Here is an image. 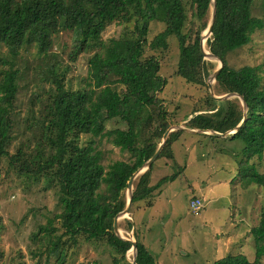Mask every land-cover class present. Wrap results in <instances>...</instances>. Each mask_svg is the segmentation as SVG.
<instances>
[{
    "label": "trees",
    "instance_id": "obj_1",
    "mask_svg": "<svg viewBox=\"0 0 264 264\" xmlns=\"http://www.w3.org/2000/svg\"><path fill=\"white\" fill-rule=\"evenodd\" d=\"M189 2L190 18L183 0H0V160H7L18 175L42 183L44 190L56 194L58 212L49 216L31 236L32 240L47 245L44 264H52L53 260V264H65L71 248L97 242L108 247L112 264H131L125 257L131 245L114 233L113 218L126 206L129 177L153 155L169 125L165 110L157 105L160 101L157 93L166 82L158 74L160 62L155 54L144 57V49H166L168 38L175 36L179 50L177 74L199 85H205L209 75L202 63L199 43L211 16V0ZM215 2L208 45L210 52L223 63L215 79V94L232 92L244 98L246 121L229 140L238 139L244 144V156L237 160L239 177L264 186V174L250 163L254 156L261 159L264 151V82L260 67L233 68L227 62L231 52L248 44L255 31L264 29V19L252 12L255 0ZM152 21L164 27L149 40ZM114 22L132 23V28L105 42L102 33ZM62 30L72 33L70 62L74 63L88 51L100 53L99 58L88 59L83 88L66 86L69 66L63 67L50 51L53 36ZM32 45L37 46L41 55L34 69L42 76V82L49 81V86L43 98L41 92L34 94L42 107L33 122L25 126L33 133V146L28 140L11 153L12 112L22 73L18 61L22 49ZM205 61L214 66L212 73L215 72L217 63ZM207 101L211 103L208 110L215 111L193 116L186 123L188 128L226 132L241 121L243 109L239 99L216 101L207 95ZM217 104H221L219 108ZM110 120L119 121L125 128L106 129ZM182 132L168 134L156 159L172 156L171 145ZM83 135L85 141L81 139ZM101 138H107L127 153L128 160H116L105 167L99 148ZM152 167L153 164L133 182V205L150 199L155 190L173 181L179 173L163 176L151 185ZM195 200L199 204L197 209L191 207ZM202 206L200 196L190 198V210L198 212ZM248 228L255 254L252 261L242 253H228L210 264H261L264 209ZM2 229L0 217V233ZM122 230L133 232L132 223L128 222ZM134 236L136 263L159 264L154 253L137 234ZM36 264H41V260ZM78 264L102 263L99 260Z\"/></svg>",
    "mask_w": 264,
    "mask_h": 264
},
{
    "label": "rangeland",
    "instance_id": "obj_2",
    "mask_svg": "<svg viewBox=\"0 0 264 264\" xmlns=\"http://www.w3.org/2000/svg\"><path fill=\"white\" fill-rule=\"evenodd\" d=\"M183 1L190 18V0ZM252 12L264 19V0H255ZM163 27L162 23L152 21L147 38H153ZM131 28L132 23H111L102 33V38L108 42L109 37H118ZM208 40L206 49L210 51ZM72 42V33L62 30L53 36L50 51L63 67L69 66L65 74L66 86L80 89L84 87L83 78L87 75L89 57L99 58L100 53L96 50L88 51L72 63L69 58ZM21 52L22 58L18 65L22 73L12 112L14 138L9 147L11 153L28 140L33 146V133L25 126L33 122L42 107L34 99V94L41 92L43 98L44 91L49 86V81L42 82V76H38L34 69L37 59L41 57L37 46L25 47ZM151 54L159 59L158 74L166 81L157 93L160 100L157 105L165 110L168 127L188 129L186 123L193 116L215 111L208 110L211 103L207 101L208 82L212 83L214 94L216 88V78L213 81L210 79L215 68L205 61L211 60L204 59L200 53L202 63L208 68L210 75L206 77L205 85H199L187 82L177 74L179 50L175 36L168 38L166 49L152 51L145 47L144 57ZM263 60L264 29L255 31L248 44L227 56L228 65L233 68L243 65L260 67L259 74L264 82V66H261ZM235 98L239 99L231 96L226 100ZM220 105L217 104L216 108ZM116 127L125 128V125L117 120L106 122V129ZM180 130L183 132L171 145L172 156L159 157L152 163L150 183L152 185L163 176L179 172L178 175L173 181L155 190L150 199L132 205L128 214L131 221L122 218L120 228L125 229L128 222H131L134 235L137 234L138 239L154 253L159 264H210L228 253H242L252 261L255 254L253 242L248 236L250 228L244 229L243 226L247 221L250 222L249 226L255 224L260 211L264 209V186L239 177L237 160L244 156L243 142L238 139L229 140V137L212 138L198 131ZM81 139L85 141L86 137L83 135ZM161 140L162 138L158 145ZM99 148L105 167L116 160H128V154L107 138H101ZM250 163H254L256 169L264 174V151L261 159L254 156ZM42 186V183H33L23 175H18L7 160H0V217L3 222L0 233V251L3 256L0 264H36L39 259L44 264L47 245L32 240L31 236L39 225L45 224L48 217L59 209L55 192L44 190ZM196 195L201 197L203 206L198 212H193L189 209V200ZM125 196L127 197V191ZM55 225H58L57 221ZM133 233H130L132 237ZM71 250L65 264L99 260L102 264H112L109 249L102 242L82 244ZM130 252L131 250L127 251L125 256L129 262L133 258ZM261 264H264V259Z\"/></svg>",
    "mask_w": 264,
    "mask_h": 264
},
{
    "label": "water",
    "instance_id": "obj_3",
    "mask_svg": "<svg viewBox=\"0 0 264 264\" xmlns=\"http://www.w3.org/2000/svg\"><path fill=\"white\" fill-rule=\"evenodd\" d=\"M215 13H216V2H215V0H211V16H210L208 25H207V27L205 29L206 30L205 38H208L212 34V27H213V23H214V20H215ZM202 39H203V36H201V41H202ZM201 41H200V47H199V49H200L201 55L203 56V48H202ZM222 67H223V63H222L221 68L215 74V78L219 74V72L222 69ZM209 75H210V72H209ZM210 79H212V76L210 77ZM207 85H208V88H209V95H210V97L212 99L216 100V101H222L223 99L226 100V99L230 98L231 96L232 97L235 96V97H238L240 99L241 104H242V109H243V117H242L241 121L239 122V124L233 130H228L226 132H219V131L208 130V129H199V128H188L187 129V128H182L180 126H169L165 130V132L163 133L162 140H161L160 144L158 145L157 149L155 150V152L153 153V155L140 168H138L136 171H134L132 173V175L129 177L128 181H127V188H126V191H127L126 206H125V208L121 212H119L118 214H116L114 216V218H113V231H114V233L117 236H119L116 233V228L119 226L118 225V222H117V218H118L119 214H121L123 212L129 213L131 211V208H132V205H133L132 204L133 182H134L135 177L137 176V173L140 170H142V169H143L142 172H145L151 166V164L156 160V158L160 154V152H161V150L163 148V145L165 143V140L167 139V136H168V134L170 132H172L174 130L185 129V130H189V131H198V132H201V133H206L208 135H214V136H219V137H229L230 138L245 123L246 117H247L246 116L247 105H246V102H245L244 98L241 95H239L238 93H232V92L226 93L225 96H217V95L214 94V92L212 90V83L211 82H208ZM128 220L131 221V217L130 216H128ZM120 238H122V237H120ZM123 240L127 241L131 245V247H130L129 250H132L133 258L130 260V263L131 264H137L136 263V260H135V256H136V240L134 239L132 242H130V241L126 240V239H123Z\"/></svg>",
    "mask_w": 264,
    "mask_h": 264
},
{
    "label": "bare ground",
    "instance_id": "obj_4",
    "mask_svg": "<svg viewBox=\"0 0 264 264\" xmlns=\"http://www.w3.org/2000/svg\"><path fill=\"white\" fill-rule=\"evenodd\" d=\"M205 33H206V30L202 33L203 39H202V41H201V43H202V48H203V56H204V58H207V59L211 60L212 62L214 61V62H216V63H217V62L219 63V66H217V69L215 70V72L212 73V81H213V80L215 79V74H216L217 71L221 68L222 63H221V61H220V59H219L218 57H216L215 55H213L210 51H208V50L206 49V42H207V40L210 38V36H209L208 38H205ZM207 44H208V43H207ZM207 46H208V45H207ZM218 63H217V65H218ZM140 171H143V169L140 170ZM141 173H142V172H141ZM141 173H139V174L136 176V179L138 178V176H139ZM136 179H135V180H136ZM128 214H129V213H127V212H123V213L119 214V216H118V218H117L118 225H119V222H120V220H121L122 218H124V219H127V218H128ZM116 233H117L120 237H122L123 239H126V240H128V241H130V242H132V241L134 240V234H133V237H132L130 233H126L125 231H123V230L120 228V226H118V227L116 228ZM132 233H133V232H132ZM125 236H126V237H125ZM127 236H128V238H127ZM130 253H132V250H131Z\"/></svg>",
    "mask_w": 264,
    "mask_h": 264
},
{
    "label": "built area",
    "instance_id": "obj_5",
    "mask_svg": "<svg viewBox=\"0 0 264 264\" xmlns=\"http://www.w3.org/2000/svg\"><path fill=\"white\" fill-rule=\"evenodd\" d=\"M198 206H199V204H198V201H197V200L191 202V207H192L193 209H197Z\"/></svg>",
    "mask_w": 264,
    "mask_h": 264
},
{
    "label": "crops",
    "instance_id": "obj_6",
    "mask_svg": "<svg viewBox=\"0 0 264 264\" xmlns=\"http://www.w3.org/2000/svg\"><path fill=\"white\" fill-rule=\"evenodd\" d=\"M242 205H243V204H242ZM237 206H238V205L235 203V208H237ZM245 220H246V219H245ZM249 224H250V222L247 221L246 226H244V229H248Z\"/></svg>",
    "mask_w": 264,
    "mask_h": 264
}]
</instances>
